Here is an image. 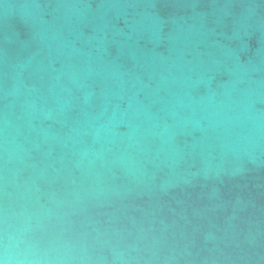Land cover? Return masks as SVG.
<instances>
[{
    "label": "water",
    "instance_id": "obj_1",
    "mask_svg": "<svg viewBox=\"0 0 264 264\" xmlns=\"http://www.w3.org/2000/svg\"><path fill=\"white\" fill-rule=\"evenodd\" d=\"M2 264H264V0H0Z\"/></svg>",
    "mask_w": 264,
    "mask_h": 264
},
{
    "label": "clouds",
    "instance_id": "obj_2",
    "mask_svg": "<svg viewBox=\"0 0 264 264\" xmlns=\"http://www.w3.org/2000/svg\"><path fill=\"white\" fill-rule=\"evenodd\" d=\"M0 264H2V262H0Z\"/></svg>",
    "mask_w": 264,
    "mask_h": 264
}]
</instances>
